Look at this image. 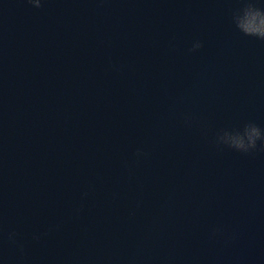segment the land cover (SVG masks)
Instances as JSON below:
<instances>
[{"label":"water","instance_id":"obj_1","mask_svg":"<svg viewBox=\"0 0 264 264\" xmlns=\"http://www.w3.org/2000/svg\"><path fill=\"white\" fill-rule=\"evenodd\" d=\"M245 2L0 0V264H264Z\"/></svg>","mask_w":264,"mask_h":264},{"label":"clouds","instance_id":"obj_2","mask_svg":"<svg viewBox=\"0 0 264 264\" xmlns=\"http://www.w3.org/2000/svg\"><path fill=\"white\" fill-rule=\"evenodd\" d=\"M33 5H39L40 0H30ZM236 26L245 34L264 38V10L252 0H246L240 5V11L233 16ZM199 46L198 40H193L191 47ZM229 146L248 151L259 146L264 147V132L254 123L248 122L242 125L239 131L225 132L221 137Z\"/></svg>","mask_w":264,"mask_h":264}]
</instances>
